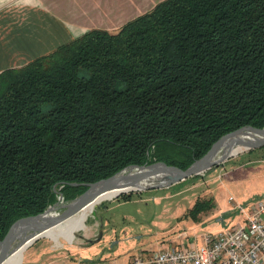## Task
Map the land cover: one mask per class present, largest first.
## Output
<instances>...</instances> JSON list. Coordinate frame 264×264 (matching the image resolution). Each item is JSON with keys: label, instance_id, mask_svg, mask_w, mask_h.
Here are the masks:
<instances>
[{"label": "trees", "instance_id": "obj_1", "mask_svg": "<svg viewBox=\"0 0 264 264\" xmlns=\"http://www.w3.org/2000/svg\"><path fill=\"white\" fill-rule=\"evenodd\" d=\"M246 124L264 126V0H161L5 68L0 239L58 193L70 200L131 163L186 168ZM214 207L197 198L188 213Z\"/></svg>", "mask_w": 264, "mask_h": 264}, {"label": "rangeland", "instance_id": "obj_2", "mask_svg": "<svg viewBox=\"0 0 264 264\" xmlns=\"http://www.w3.org/2000/svg\"><path fill=\"white\" fill-rule=\"evenodd\" d=\"M198 175L166 187L125 191L131 193L127 198L112 197L105 209L96 208V218L87 215L84 227L76 230L71 240L63 236H40L22 251L20 264L46 261L62 264L60 260H50L57 254L53 249L64 246L65 252L77 242L86 244V237L93 233L97 236L99 228L103 235L96 243L103 251H111L105 257L125 262L132 255L162 245L199 243L204 233L239 224L243 214L233 206V201L243 206L264 201V145L240 150ZM230 196L233 201L229 200ZM197 198H211L215 207L194 219L188 209ZM75 216H70L65 223L72 224ZM79 222L76 220V224ZM46 246L57 248L50 250ZM99 248L83 252L98 259L103 252L98 251Z\"/></svg>", "mask_w": 264, "mask_h": 264}, {"label": "crops", "instance_id": "obj_3", "mask_svg": "<svg viewBox=\"0 0 264 264\" xmlns=\"http://www.w3.org/2000/svg\"><path fill=\"white\" fill-rule=\"evenodd\" d=\"M159 1L161 0H4L0 4V72L48 53L89 29L114 31L127 20L148 11ZM72 219L81 221L76 216ZM86 238V244L77 242L74 246H68L65 252L62 250L64 246H58V249H53L56 246H46L57 253L50 260H60L62 264H100L102 261L127 264L130 260L118 262L107 258L105 255H109L111 251H103L99 243H96L101 238L96 239L94 233ZM94 247H100L98 251H103L98 259L83 252ZM13 261V257H8L3 264H12ZM55 262L46 261L44 264H58Z\"/></svg>", "mask_w": 264, "mask_h": 264}, {"label": "water", "instance_id": "obj_4", "mask_svg": "<svg viewBox=\"0 0 264 264\" xmlns=\"http://www.w3.org/2000/svg\"><path fill=\"white\" fill-rule=\"evenodd\" d=\"M261 145H264V126L246 124L219 136L206 152L186 168L165 163H131L107 177L88 182L86 189L70 200H64L62 194L58 193L56 201L43 211L21 217L9 227L0 239V264L16 251H19L21 258L22 251L47 229L84 209L96 218V208L105 209L108 200L122 192L170 186L189 176L204 173L240 150ZM107 192V196H102ZM102 231L99 228L96 239L101 238Z\"/></svg>", "mask_w": 264, "mask_h": 264}, {"label": "built area", "instance_id": "obj_5", "mask_svg": "<svg viewBox=\"0 0 264 264\" xmlns=\"http://www.w3.org/2000/svg\"><path fill=\"white\" fill-rule=\"evenodd\" d=\"M233 206L243 214L241 223L204 233L199 243L168 244L139 252L127 264H264V201L247 206L233 201Z\"/></svg>", "mask_w": 264, "mask_h": 264}, {"label": "bare ground", "instance_id": "obj_6", "mask_svg": "<svg viewBox=\"0 0 264 264\" xmlns=\"http://www.w3.org/2000/svg\"><path fill=\"white\" fill-rule=\"evenodd\" d=\"M107 195H108V192L106 194H103L102 196H107ZM87 213H88V210H86V212L82 216L79 228L76 229L73 226V224H76V220L72 224L66 225V223H65L66 219H65V220L61 221L60 223H58V224L52 226L51 228L47 229L43 235L50 236V237H57V238L59 236H63L65 238H67L68 240H71L74 236L75 231L84 227L85 220H86L87 215H88ZM8 257L14 258V261L12 264H20L21 258H20L19 251L12 253Z\"/></svg>", "mask_w": 264, "mask_h": 264}, {"label": "flooded vegetation", "instance_id": "obj_7", "mask_svg": "<svg viewBox=\"0 0 264 264\" xmlns=\"http://www.w3.org/2000/svg\"><path fill=\"white\" fill-rule=\"evenodd\" d=\"M79 225H80V222L77 225H75V228L76 229L79 228Z\"/></svg>", "mask_w": 264, "mask_h": 264}, {"label": "clouds", "instance_id": "obj_8", "mask_svg": "<svg viewBox=\"0 0 264 264\" xmlns=\"http://www.w3.org/2000/svg\"><path fill=\"white\" fill-rule=\"evenodd\" d=\"M4 3V0H0V4H3Z\"/></svg>", "mask_w": 264, "mask_h": 264}]
</instances>
